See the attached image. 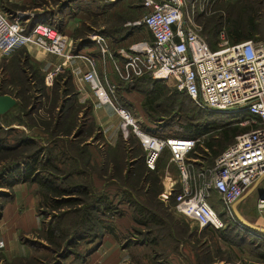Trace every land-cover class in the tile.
Masks as SVG:
<instances>
[{"label": "trees", "instance_id": "1", "mask_svg": "<svg viewBox=\"0 0 264 264\" xmlns=\"http://www.w3.org/2000/svg\"><path fill=\"white\" fill-rule=\"evenodd\" d=\"M121 1L123 0H66L53 11L43 6L44 0H35L43 8L37 11L35 16L28 18V28L30 29L39 21L53 25L64 33H70L75 42L74 52H86L84 50L94 46L95 43L81 34L76 35L80 26H74L73 20L80 11H84L86 17L78 21L88 26L89 23L84 21L88 19L87 16H93V19L101 18L99 14L102 12L106 14L109 5ZM129 3L128 6L126 4L120 9H126V11H117L108 18L112 21L111 25L104 24L102 27L104 29L101 33L109 39L114 48L122 46V42L131 36V32L123 33L125 29L122 22L125 16H135V9L145 11L139 1L134 0ZM228 13L226 24L223 16L218 12L206 17L201 15L204 13H200L196 17L197 21L203 23L201 33L212 49L219 47V34L223 29L230 43L248 39L264 41V0H235L230 10L228 9ZM9 16L11 19L15 17L14 14ZM137 27L147 31L151 39V34L145 26ZM23 57L25 59L21 62L13 59L11 64H7L9 71L18 75L7 81L8 86L16 87V91L6 89L5 79L0 85L1 91L12 94L18 101L13 108L0 117L17 108H21L23 118L28 117L31 113H35V109L30 108L31 112L26 113L25 110L38 96L41 99L47 96L51 102L53 101V105L55 100H59L60 104L55 105L57 112L48 114V120L42 121L41 126L27 125L23 122L25 128L20 126L7 128L0 124V188L5 189L0 191V208L4 202L13 197V189L17 184H36L35 196L42 223L35 233L46 240V244L42 246L47 252L52 253V257L48 262L46 261V264H62L61 260L74 252L81 259L77 264H82L105 232L122 237L123 232L118 229L115 220L117 216L125 214L126 208L122 204L127 205L137 226L142 227L146 233L154 231V236L150 238L152 243L150 239L148 242L152 244L155 252L147 255V264H175L169 256L175 252L184 254L189 264L240 263L236 255L234 258L228 252H225L224 256L220 255L223 252L221 245L217 246L213 254L209 246L205 249L195 242L191 243L192 239L186 242L181 239L180 227L185 221L176 222V219H180L173 217V213L168 209L169 207H165L163 200L158 201V196L163 189V169L160 162L165 153L170 159L169 149L162 152L156 168L150 169L146 164V152L140 139L130 127L121 129L115 144L108 143L93 120L91 103L78 102L72 78L69 75L65 78H55L52 84L48 85L42 72L29 61V57L27 55ZM28 68L34 75L38 74V78L27 75ZM112 81L116 82L119 91L137 92L142 95L141 108L148 118L144 120L145 127L151 133L160 137L201 138L202 141L191 153V156L198 158L197 168L213 166L216 158L224 151L225 146L219 142L218 131H223L222 135L231 140L238 134L255 127L239 124L240 119L250 116L249 113L211 110L206 111L208 117L197 121V118L179 121L178 117H162L164 115L150 119V117L153 118L151 114L154 112L166 113L170 107L181 104L182 100L177 102L179 97L183 95L190 99L191 97L177 88L175 92H168L167 82L155 80L150 74L125 81L115 73ZM30 89L36 93L31 94ZM114 99L132 112L127 106L128 100L122 94L116 93ZM191 101L196 105L192 99ZM175 124L177 126H173ZM35 127L38 129L35 130ZM174 127H177L176 131L172 130ZM14 132L22 135L12 140L10 137ZM44 136H49L48 141L41 144L39 139ZM90 138L93 139L92 142H89ZM95 142L99 143L94 146ZM113 191L115 198L112 195ZM153 201L158 202V205ZM210 202L221 213V202L216 193L212 195ZM44 214H50L51 218L45 220ZM224 219L225 227L216 229L207 226V228L220 231L224 235L223 232L235 224L228 217ZM173 225H177L178 228ZM136 229L139 230V227ZM190 236L193 237L194 233L192 232ZM166 238H170L167 243L171 250L155 247L158 241ZM250 240H253L252 237L247 236L244 242L239 241V245L243 246ZM36 242L34 241L33 245ZM187 242H190L188 244L191 255L183 249ZM252 242L259 244L257 241ZM81 243L87 244L86 250L74 251L73 247ZM127 244L129 241H126ZM259 247L263 250L258 255L264 261V242L260 243ZM43 256L40 259L39 255H33L28 262L27 259L24 260V264H43L42 261L47 255ZM136 264H141V261H136Z\"/></svg>", "mask_w": 264, "mask_h": 264}, {"label": "built area", "instance_id": "2", "mask_svg": "<svg viewBox=\"0 0 264 264\" xmlns=\"http://www.w3.org/2000/svg\"><path fill=\"white\" fill-rule=\"evenodd\" d=\"M114 1V0H108ZM144 16L134 25L145 26L151 39L120 47L113 58L116 75L132 80L145 74L170 82L185 91L199 106L229 113H249L239 120L242 126H255L235 137L215 160L213 166L197 168L198 158L191 156L201 138L160 137L149 131L141 118L114 99L116 82L103 80L95 56L70 50L71 38L53 25L36 22L30 29L21 16L10 18L0 8V57L17 49L34 45L69 61L75 56L87 60L83 80L97 101L111 105L119 114L123 129L130 127L146 152V164L155 169L165 149L171 153L177 175L168 171L163 178L162 200L200 228H223L226 220L210 199L217 194L223 213L234 223L247 227L236 214V203L257 181L264 178V41L252 39L230 43L225 29L220 31L219 47L212 49L202 35L196 17L205 12L206 0H137ZM101 58L109 52L107 38L101 33L91 36ZM60 67L57 68V70ZM264 220V198L256 203ZM252 232L263 236L247 227Z\"/></svg>", "mask_w": 264, "mask_h": 264}, {"label": "rangeland", "instance_id": "3", "mask_svg": "<svg viewBox=\"0 0 264 264\" xmlns=\"http://www.w3.org/2000/svg\"><path fill=\"white\" fill-rule=\"evenodd\" d=\"M44 7H49L51 10H57L61 3L63 1L66 0H44ZM126 4H130L129 2H134V0H127ZM235 0H206V6H205V12H203L204 14L201 15H205L206 16H211L214 13L218 12L223 16V19L225 21L226 24V19L229 17V13H228V9L230 10V7L233 6ZM124 7H116L113 11V13L117 12V11H126V9L124 10H120ZM113 13H109L108 15L103 16L102 18H97L93 19V16H87V20H84L85 22H88V26L85 23H80L79 21H76V25L80 26L79 30L77 31L76 35L79 36L80 34L83 35L85 38H89L91 41V36L93 35V33H101V30L104 29L101 26L104 27V24H110L111 22L108 18L110 16H112ZM202 13V12H200ZM199 13V14H200ZM145 14L144 10H139V9H135V16H125V19L123 20V24H124V29L125 31L123 32L124 34L127 32H131V36L130 38H126L127 40L123 43L124 47H130L133 43L136 42H140L142 39L146 38V39H150V36L148 35L147 31H145L144 29H142V27H137L136 25H134V22L136 20L141 19ZM204 18V17H203ZM198 23L202 26L203 23L201 21H198ZM85 24V25H84ZM83 25V26H82ZM107 27V26H106ZM102 34V33H101ZM124 36V35H123ZM232 44V43H231ZM121 47V46H120ZM118 47V48H120ZM13 62L12 57H0V85H2L4 83V79H5V87L8 90H11L13 92L16 91V87L13 85L8 86L7 81L10 78H15L16 74L11 73V71H9V68L7 66V64H11ZM27 75H32L34 76V78H38L37 75H34L32 70H30L29 68L27 69ZM22 85V83L20 84ZM117 86V84H116ZM167 86L168 88V92L172 91L175 92L174 90L176 89V87L174 85H172L170 82H167ZM121 90V89H120ZM31 94H35L36 91H33L32 89H30ZM119 92V95L122 94L128 101V107L132 110L133 114L136 115V117L141 118V120L143 121L144 125H145V119H148L145 112L143 111V109L141 108V104L140 101L142 100V95L137 93V92H124L123 90L119 91V89H116V93ZM172 96V95H171ZM181 101V104H178L177 106H172L170 107L169 111L166 113H157L154 112L152 113V117H150V119H154L158 116L164 115L162 117H173V118H177L179 121H183V120H187L189 119H196L197 120H202L203 118L208 117V113H206V111H210L209 109L203 108L199 105H194V103L191 101L190 98H188L186 95H183L181 97H179L178 101ZM18 101V100H17ZM33 101V100H32ZM56 104H60L59 100H55L54 101V105H53V101L51 102V99L46 97H43L41 99L40 96H38V98L36 97L34 99V101L32 102V104L30 106H27V109L25 110L26 112H31L30 108L35 109V113H31L28 117H22V110L21 108H17V109H13V111L9 114H6L3 117H0V124L4 125L7 128H15V127H24V125L22 124L23 122H25V124L27 125H31V124H37L38 126H41V122L44 120H48L47 116H49L48 114H54L55 112H57V109H55V105ZM119 105H121L120 103H118ZM212 111V110H211ZM17 116H18V120H17ZM173 126H177L176 124ZM40 128V127H39ZM35 130L38 128H34ZM173 131L177 130V127L172 128ZM223 131H218L217 134L219 135V142L223 143V145L225 146V148L223 150L226 149V147H228L229 145H231L234 142V138L233 139H228L226 138L224 135H222ZM22 135L19 132H14L11 133V139L14 140L16 138H19V136ZM49 136H44L42 138L39 139V142L41 144H44L46 141H48ZM14 138V139H13ZM11 140V141H12ZM93 139L90 138L89 142H92ZM99 142H95L96 146ZM93 146L95 152H97L96 148ZM163 154V153H162ZM207 164H209L208 162H206ZM206 164V165H207ZM160 165L163 169V176H162V181L163 178L165 177L166 172L168 171L170 174H172L173 176L177 175V170L176 167L174 166V164H172L170 162L169 159V155L167 153H165L163 155L162 161L160 162ZM256 184V183H255ZM254 186V185H253ZM253 186H251V188L249 189V194L238 204V208L240 209L241 212H243V216L245 218H247L248 220L254 219L255 218L259 219L257 220L256 224L257 225H262L264 226V220L261 219L259 217L258 211H257V207H256V203H257V199H258V191L260 189H264V178L262 179V181H259L258 183V189H254L252 188ZM5 190V189H1L0 191ZM113 190V188L111 189ZM116 192V191H115ZM162 193H163V189L162 192L159 194L158 196V201L162 200ZM113 197L115 198V193L114 191L112 192ZM0 198H1V193H0ZM1 202V199H0ZM165 202V201H164ZM153 203H157L158 202H154ZM165 207H169L168 209L173 213V217L174 218H179L182 219L185 222H182L181 227H180V231L182 232L180 235L181 239L184 240L185 242L188 240H191V243H194L199 245L202 248H207L209 246V248L211 249V251H213V254L217 248V246L221 245V248L223 250V252H221L220 255L224 256L223 254L225 252L230 253L233 258L236 256H238V260H240L239 264H264V261L262 260V258L258 255L259 252L261 250H263V248H260L259 245L260 243L264 242V235L263 236H258V234L252 232L250 229H248L247 227L241 225V224H237L235 223L233 225V227L225 230L223 232L224 235L221 234L220 231H213V229L207 228V227H203L200 228L196 223L192 222L191 220H188L186 218H184L183 215L178 214L176 211H174L173 207H172V201L170 202H165ZM123 207L126 208V212H128V208L127 205L122 204ZM162 206V205H161ZM164 206V205H163ZM49 213V212H48ZM163 215L164 212H161ZM221 213L223 214L224 217H226V214L223 213L222 209H221ZM43 217L45 218V220H48L51 218L50 214H44ZM247 220V221H248ZM250 222V221H249ZM251 223V222H250ZM180 225V224H179ZM175 228H178L177 225H173ZM136 227H139V230L136 229ZM179 231V232H180ZM192 232L194 233V236H190L192 234ZM35 236V241H37L34 245V252L33 255H39L40 259H42V257H44L43 255H47V257H45L43 259V264H46V261L48 262L50 260V258L52 257V253L51 252H47V250L45 248H43L42 245L46 244V240H44L43 238H41L38 235H33ZM122 238L125 241H129V243L133 242L134 240H149L152 236H154V231L150 232V233H146L144 231V229L140 226H137L136 223L131 224L130 226H127L125 228V231L123 232V235H121ZM250 236L252 237V241H257V243H253L251 240L250 242L246 244H243V246L239 245V241H243L245 240V237ZM38 239V240H36ZM170 240V238H166L165 240L161 239L160 241H158L155 245V247L157 248H161V247H165V249L167 250H171L169 243H167ZM39 241V243H38ZM152 243V240H149ZM149 243L150 245H148V247L146 248H138L137 249V255L135 256L136 261H141V264H147V255H150L152 253H154L155 251L151 250L152 248V244ZM190 242H187L183 249L187 252L188 255L190 254V245L188 244ZM86 243H81L79 245H76L75 247H73L74 251H80L83 252L84 250H86ZM243 247V248H242ZM185 252V253H186ZM171 253V252H170ZM54 257V256H53ZM183 259H181V261L183 262V264H187V258L183 255ZM49 258V259H48ZM172 259V258H171ZM54 260V259H52ZM51 260V261H52ZM63 261L62 264H77L81 261V259L79 258V256L76 254V252H74V254H71L70 256H68L67 258L61 260ZM5 264V263H4ZM33 264V263H31ZM41 264V263H38Z\"/></svg>", "mask_w": 264, "mask_h": 264}, {"label": "crops", "instance_id": "4", "mask_svg": "<svg viewBox=\"0 0 264 264\" xmlns=\"http://www.w3.org/2000/svg\"><path fill=\"white\" fill-rule=\"evenodd\" d=\"M126 1H121L113 5H109V9L105 13H100L99 17L113 13L116 7H125ZM128 6V4H127ZM0 7L7 14H14L15 16H21L24 20H28L29 17L35 16L37 11L42 10V6H39L35 0H0ZM105 14V15H104ZM79 17V18H78ZM86 17L84 11H80L77 17L73 20L74 26L76 21ZM72 22V21H71ZM103 27V26H101ZM71 32V30H68ZM71 38L70 50L74 49V40ZM146 38L142 39L145 40ZM109 52L112 53V58L109 54H106L101 58L100 53L96 45L88 47L86 52H82L87 55L95 56L98 60L97 68L100 77L105 80L115 78V72L113 67V58H118V47L110 43L109 39ZM121 47H124L123 45ZM127 48V47H125ZM129 49V48H127ZM23 55L29 57V61L34 64L44 75L45 82L51 85L55 78H65L69 75L72 78L74 88L77 93L78 102L86 103L90 102L92 106L93 120L97 126H99L104 140L110 144H115L119 139V133L123 129V122L117 113V111L108 104H101L95 98L89 85L83 80V74L88 69L87 60L83 57L75 56L69 61H65L64 58L49 53L38 46L29 45L24 46L13 52L10 56L13 59L21 62L25 58ZM60 67L58 70L57 68ZM63 76V77H62ZM262 181V180H261ZM36 184L19 183L13 189V197L4 202L0 208V264H24V260H31L34 252L35 230L38 229L42 223L41 216L38 211L37 198L35 196ZM257 187L256 189H258ZM264 190L260 189L259 193ZM249 190L242 197V200L249 194ZM236 203V209L238 204ZM243 214V212H241ZM247 219V218H245ZM117 227L120 231L124 232L127 226L135 223L131 211L126 212L123 215L115 218ZM248 220V219H247ZM258 218L255 220H248L251 223L256 224ZM181 223L182 219L175 220ZM181 249L183 243L181 242ZM148 240H134L126 245V241L122 237H118L111 232H105L95 249L91 251L82 264H136L135 256L137 255L138 248L148 247ZM151 246V245H150ZM151 250H155L151 248ZM184 254L171 253L169 254L175 264H183ZM23 260V262H22ZM187 264L189 262L187 261Z\"/></svg>", "mask_w": 264, "mask_h": 264}, {"label": "water", "instance_id": "5", "mask_svg": "<svg viewBox=\"0 0 264 264\" xmlns=\"http://www.w3.org/2000/svg\"><path fill=\"white\" fill-rule=\"evenodd\" d=\"M17 103V99L12 95V94H9V93H3L1 91V86H0V115L8 112L11 108H13ZM212 111H216V112H227L226 110H212ZM229 113V112H228ZM258 183L259 181L256 182V184H254V186L252 188H257L258 187ZM259 197L260 198H264V190H262L260 193H259ZM242 200V198L240 199ZM239 200V201H240ZM238 201V202H239ZM237 202V203H238ZM236 214L237 216L239 217V219L247 226V227H250L252 228L253 230L257 231V232H261V233H264V226H260V225H257V224H254V223H250L248 222L243 214L241 212H239L237 209H236Z\"/></svg>", "mask_w": 264, "mask_h": 264}, {"label": "bare ground", "instance_id": "6", "mask_svg": "<svg viewBox=\"0 0 264 264\" xmlns=\"http://www.w3.org/2000/svg\"><path fill=\"white\" fill-rule=\"evenodd\" d=\"M245 218V217H244ZM247 220V219H246ZM249 222V221H248Z\"/></svg>", "mask_w": 264, "mask_h": 264}]
</instances>
